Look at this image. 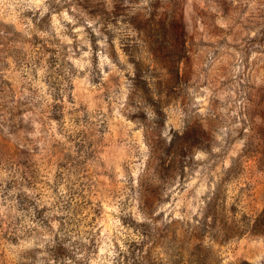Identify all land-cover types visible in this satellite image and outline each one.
I'll return each mask as SVG.
<instances>
[{
    "label": "rangeland",
    "instance_id": "1",
    "mask_svg": "<svg viewBox=\"0 0 264 264\" xmlns=\"http://www.w3.org/2000/svg\"><path fill=\"white\" fill-rule=\"evenodd\" d=\"M0 264H264V0H0Z\"/></svg>",
    "mask_w": 264,
    "mask_h": 264
}]
</instances>
